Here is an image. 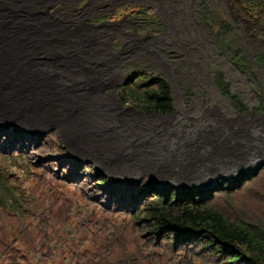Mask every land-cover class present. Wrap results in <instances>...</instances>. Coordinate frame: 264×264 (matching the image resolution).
Segmentation results:
<instances>
[{"label":"rangeland","instance_id":"374dc122","mask_svg":"<svg viewBox=\"0 0 264 264\" xmlns=\"http://www.w3.org/2000/svg\"><path fill=\"white\" fill-rule=\"evenodd\" d=\"M65 1L48 12L76 15L105 53L111 72L99 78V96L116 109L95 127L69 130L50 117L65 118L61 109L73 104L48 96L38 80L25 78L24 91L22 79L8 80L13 91L0 90V110H11L0 111V145L10 128L43 141L0 152V248H15L19 258L0 264L198 262L192 251L173 254L166 243L144 248L149 241L132 216L96 205L89 184L79 187L71 174L76 163H91L120 181L191 190L263 166L264 22L244 8L253 0ZM144 75L168 82L171 111L141 101ZM60 76L70 91L84 87L80 78ZM214 203L233 219L264 222V171Z\"/></svg>","mask_w":264,"mask_h":264},{"label":"trees","instance_id":"16d2710c","mask_svg":"<svg viewBox=\"0 0 264 264\" xmlns=\"http://www.w3.org/2000/svg\"><path fill=\"white\" fill-rule=\"evenodd\" d=\"M244 8L251 19L264 22V0L248 1ZM260 58L264 63V55ZM146 77L136 89L141 101L157 113L171 111L173 97L168 82L160 76L149 81ZM7 131L12 135H7L4 146L0 145L3 154L23 143L31 146L34 142H43L41 137L16 132L13 128ZM263 171L264 165L241 174L235 181L221 179L213 187L191 190L154 188L147 178L140 183L120 181L100 173L91 163H76L70 174L79 187L89 184L87 191L90 192L86 194L99 207L129 213L149 241L144 242V248L166 243L173 254L192 251L199 261L191 264H264V222L233 219L214 203L217 195L231 197L258 179ZM15 250L8 246L0 248V262L19 259L14 257Z\"/></svg>","mask_w":264,"mask_h":264},{"label":"bare ground","instance_id":"6f19581e","mask_svg":"<svg viewBox=\"0 0 264 264\" xmlns=\"http://www.w3.org/2000/svg\"><path fill=\"white\" fill-rule=\"evenodd\" d=\"M57 1L60 0H0V90H12L8 80L22 79L24 91V79L31 77L42 83L48 96L73 104L71 110L61 109L65 118L58 113L53 118L49 116L51 122L59 118L69 130L95 127L104 120L103 114L116 109L113 99L99 96L104 86L99 78L109 74L111 67L104 60L105 53L93 47L95 42L86 36L85 25L77 26L76 15L70 11L48 12ZM63 74L80 78L84 87L70 91L60 78ZM31 88L38 95L36 87ZM0 111L11 110L3 107Z\"/></svg>","mask_w":264,"mask_h":264}]
</instances>
